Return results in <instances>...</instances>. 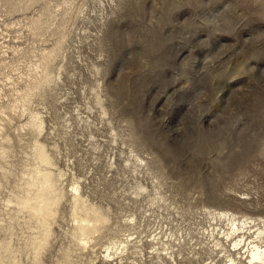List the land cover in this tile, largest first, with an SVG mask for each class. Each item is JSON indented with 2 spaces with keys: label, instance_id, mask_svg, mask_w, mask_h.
I'll list each match as a JSON object with an SVG mask.
<instances>
[{
  "label": "rangeland",
  "instance_id": "1",
  "mask_svg": "<svg viewBox=\"0 0 264 264\" xmlns=\"http://www.w3.org/2000/svg\"><path fill=\"white\" fill-rule=\"evenodd\" d=\"M16 1L0 0V104H8L23 69L63 35L51 69L55 85L30 107L45 120L39 138L54 146L48 149L65 175L62 186L78 183L110 217L103 242L82 255L69 238V202L62 201L38 264H63L68 248L71 264L238 258L244 249L232 251L218 214L264 220V0H37L10 13ZM38 15L49 26L32 37L28 25ZM10 114L4 132L14 136L25 117ZM10 179L1 201L17 180ZM15 229L13 241L29 234ZM112 238L127 245L105 261L103 246ZM25 254L18 264H33Z\"/></svg>",
  "mask_w": 264,
  "mask_h": 264
},
{
  "label": "bare ground",
  "instance_id": "2",
  "mask_svg": "<svg viewBox=\"0 0 264 264\" xmlns=\"http://www.w3.org/2000/svg\"><path fill=\"white\" fill-rule=\"evenodd\" d=\"M34 1L37 0H17L15 3L13 2L12 4H9L7 10H9V12L10 11L16 12V10L20 11L21 9L28 8L30 5L32 6ZM64 2L62 3L63 5ZM40 15H38V17L35 19L32 18L33 20H31L29 23L30 25H28L30 27L29 30H31V33L34 34V36L31 35L32 37L35 36L41 37L40 35L42 34V32L43 33L45 32L44 30L45 25H48L46 20V16L48 15L45 14L46 24L44 20H42L39 17ZM50 16H49V20H50ZM59 37L58 40H56L54 43L55 46L53 48L52 47L49 48L51 50L49 51L47 50V52L45 51L38 54L36 62L33 63L31 66L27 67V70L23 69L25 73L23 75L21 74L22 76H17L19 77V80L18 81L16 80L17 82L14 81L16 83L14 82L11 83L13 85L11 87L12 92L10 91L11 95L9 96L8 95L9 92L6 91L7 95L10 98L8 100L9 101L8 104L5 105L0 104V189H2V187L4 188L5 186L3 184L6 183L3 182L4 179L17 178V180L15 179L16 181L13 180L15 181V183L14 185H12L13 186L12 189L6 188L9 190V192H6L8 193L7 195L9 196L5 197V199H3L2 201L0 200L4 207V211L2 210L4 214H1L2 212L0 213L2 215L0 216V222H1L0 231L4 230L6 231L5 234L8 233V237L2 236V238H0V264H18L17 261L18 256L23 252L26 253L25 255L27 258L31 256L30 258L31 260L29 258L28 259L32 261L33 264L35 263L38 264V262H41V260L44 258L42 257L43 253L46 251L47 246L50 243L51 237L53 236L54 233L53 226L58 223L57 221L61 210L60 205L62 201L66 200L67 202H69L68 217L72 225H71V231L68 232L70 237L68 236V234L67 236L70 239L72 238L71 240H73V246L76 245L77 248L76 247L75 248L77 250L79 249L81 254L83 252L87 253L88 251H90V253L94 252V249L95 250L97 249L95 247L100 243V241L103 242L101 239L105 237L104 232L109 227V223H110L109 215L103 209L91 203L87 198H85L81 194L80 192L81 188L79 187L80 185L79 186L77 185L78 183L77 184L73 183L69 185L70 187L69 191L63 187L64 184H62V181L64 179L62 180V178L65 175L63 174L62 170L57 167L58 163H56L55 157L50 152L51 150L49 151L48 149L49 147H51L53 152L54 146H48L47 148L46 146L47 143L45 144L41 142V140L43 139L40 140L39 138L41 136V133H43V130L45 131L44 129V126L46 125L44 124L45 120L42 119V116L40 115L41 113L38 112L39 110L35 112V110H32L30 107V104L33 102L35 98H39L40 96H42L41 93L43 94L44 92L43 90L47 92L45 88L49 84H51L52 80L54 79V75H53L54 73H52L51 70L53 69L52 64L53 62L56 61L55 59H57L58 57L57 53L58 50L61 49L60 47L64 39L63 35L60 38ZM10 50H12V48ZM26 53L28 54L29 52L27 51ZM18 54L19 52L14 56ZM27 54L25 55V58L22 55L24 58L23 60L25 59L27 60L26 58ZM35 54L36 53H34V56ZM17 57L19 58V56ZM31 58L32 57H30L29 60ZM17 60L18 59H15L16 62ZM4 61L5 60H3L2 62L3 65L6 63V62L4 63ZM13 61L11 62L10 60V63L14 64ZM26 64H28V60L27 63H25L24 65ZM4 66L1 67L4 68ZM16 66H12V68ZM19 66L20 65L17 66L18 69ZM20 68L22 67L20 66ZM5 77L6 76H4V78ZM2 78L3 77H1V79ZM10 78L12 79V77ZM4 89L1 90L4 91ZM7 89L10 90V88ZM5 94L6 93H4V95ZM43 96L41 99H43ZM41 99L38 100L40 101ZM42 101L43 100H41L40 103ZM10 112L12 114L18 113L17 116L21 118L23 116L25 117L24 123H22L21 125L20 124L17 125L16 129L13 127L15 132L13 131V129L12 132H10V134L14 132L15 133L14 136H10L9 134H6L4 132L6 130L5 128H7V131L10 130H8L9 127L8 125H7L8 127L4 126L3 118H5V122L9 121L8 124H10V122L14 118V115H11ZM19 119L20 118H18V120ZM17 152L19 153V156L21 155L17 160V162L8 161L10 158L15 157ZM10 182H12V180L9 181V184ZM7 183L6 185H8ZM2 198L3 196H1V199ZM10 206L11 208H9ZM218 215H217L218 217L225 218L227 221L229 229L226 234V239L229 240L232 239V246H231L232 251H238L244 249L243 253L240 252L236 253L239 255L238 258H235L234 255L229 254L228 256L229 264H234L235 262H237L236 264H264V245H263L264 220H261V225L258 224L256 225L255 220L251 218H245L240 220L239 218H236V216L224 212L219 213ZM16 226H21L23 229L25 228L27 231H29V234L27 232V236L24 233L23 234L20 233L21 236H19L17 240L18 239L20 240L22 235L26 236L22 238L23 240L21 239V241H23L21 244L14 243V241L16 240L14 237H13L15 239L14 241L11 239V236L17 231V229H15ZM254 226L257 227L255 228L254 231H251L252 227ZM14 229L16 231H14ZM17 233L19 234V231ZM212 233H211V237L213 236ZM247 235L250 237V239H248ZM17 240L16 242H19ZM126 245H127L126 240L112 238L109 240V242L105 247L103 246L105 254L102 257L105 259V261H110V259L114 257L112 256L114 255L113 252L115 253V251L124 250L126 248ZM218 245L219 242L217 246ZM71 253H72L71 248L70 249L68 248L65 249V251H63L62 255H60L63 264H71V256H72ZM105 264H109V263L106 262Z\"/></svg>",
  "mask_w": 264,
  "mask_h": 264
}]
</instances>
